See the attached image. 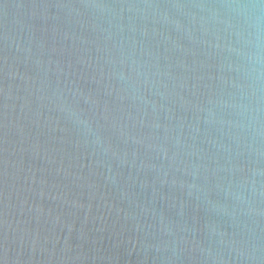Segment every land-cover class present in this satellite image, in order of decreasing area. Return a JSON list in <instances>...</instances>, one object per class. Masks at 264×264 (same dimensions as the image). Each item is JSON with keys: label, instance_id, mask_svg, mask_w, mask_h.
Listing matches in <instances>:
<instances>
[{"label": "water", "instance_id": "1", "mask_svg": "<svg viewBox=\"0 0 264 264\" xmlns=\"http://www.w3.org/2000/svg\"><path fill=\"white\" fill-rule=\"evenodd\" d=\"M241 2L0 0V264H264Z\"/></svg>", "mask_w": 264, "mask_h": 264}, {"label": "clouds", "instance_id": "2", "mask_svg": "<svg viewBox=\"0 0 264 264\" xmlns=\"http://www.w3.org/2000/svg\"><path fill=\"white\" fill-rule=\"evenodd\" d=\"M229 11L247 29L251 51L248 54L250 74L264 78V0L237 3Z\"/></svg>", "mask_w": 264, "mask_h": 264}]
</instances>
